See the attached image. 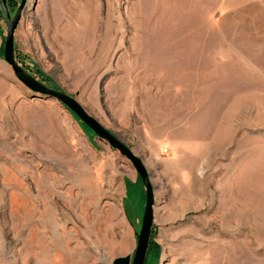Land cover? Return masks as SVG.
<instances>
[{
	"label": "rangeland",
	"instance_id": "1",
	"mask_svg": "<svg viewBox=\"0 0 264 264\" xmlns=\"http://www.w3.org/2000/svg\"><path fill=\"white\" fill-rule=\"evenodd\" d=\"M5 37L0 9V264L132 258L138 175ZM13 49L143 161L144 264H264V0H24Z\"/></svg>",
	"mask_w": 264,
	"mask_h": 264
},
{
	"label": "water",
	"instance_id": "2",
	"mask_svg": "<svg viewBox=\"0 0 264 264\" xmlns=\"http://www.w3.org/2000/svg\"><path fill=\"white\" fill-rule=\"evenodd\" d=\"M23 5L24 0H21L15 14L13 17H10L7 11L6 0H0V9L6 23V37L3 47L4 61L11 68L16 79L33 95L39 96V98L44 97L55 100L65 109L73 113L88 129H90L96 139L104 144H107L111 149L117 151L131 164L144 188V211L140 230L137 235L136 248L133 257L131 258L126 256L118 258L112 264H144L149 245L151 228L153 225L154 194L149 174L143 164V161L136 157L133 152L119 140L117 135L104 128L95 118L90 116L74 98L65 93L54 91L45 87L17 64L14 57L13 35L20 21Z\"/></svg>",
	"mask_w": 264,
	"mask_h": 264
},
{
	"label": "trees",
	"instance_id": "3",
	"mask_svg": "<svg viewBox=\"0 0 264 264\" xmlns=\"http://www.w3.org/2000/svg\"><path fill=\"white\" fill-rule=\"evenodd\" d=\"M150 246H151V245L149 244V245H148V251H147L148 253L151 251V247H150ZM153 256L156 257L155 254H153Z\"/></svg>",
	"mask_w": 264,
	"mask_h": 264
}]
</instances>
